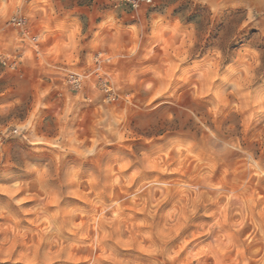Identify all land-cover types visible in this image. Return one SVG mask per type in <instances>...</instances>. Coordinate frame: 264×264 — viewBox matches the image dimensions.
I'll return each mask as SVG.
<instances>
[{"label":"clouds","instance_id":"clouds-1","mask_svg":"<svg viewBox=\"0 0 264 264\" xmlns=\"http://www.w3.org/2000/svg\"><path fill=\"white\" fill-rule=\"evenodd\" d=\"M0 264H264V0H0Z\"/></svg>","mask_w":264,"mask_h":264}]
</instances>
